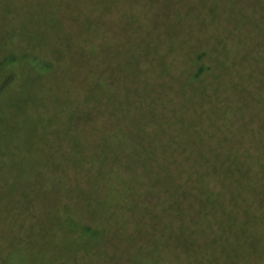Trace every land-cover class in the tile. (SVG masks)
<instances>
[{"label": "rangeland", "instance_id": "374dc122", "mask_svg": "<svg viewBox=\"0 0 264 264\" xmlns=\"http://www.w3.org/2000/svg\"><path fill=\"white\" fill-rule=\"evenodd\" d=\"M6 56L14 61L0 71V88L8 75L14 77L0 93V110L19 122L33 120L39 131L20 123L19 136H0V162L5 156L8 166L20 169L29 188L59 191L50 194L56 201L46 211L71 204L82 224L112 232L114 224L124 225L122 238L126 228L136 234L145 211L150 216L140 235L146 240L152 238L149 171L142 160L130 170L115 166L112 158L153 155L174 159L193 173L217 164L209 172L216 190L212 203L234 234L230 255L220 244H206L207 258L264 264V0H0V64ZM200 65L207 70L193 81ZM145 121L143 132L139 126ZM69 126L71 134L65 135ZM142 133L145 140L131 138ZM20 140L31 143L30 156ZM70 157L81 162L75 166ZM174 172L182 181L183 171ZM10 179L0 175L2 183ZM183 185L168 201L177 197L190 207L193 193ZM236 185L241 198L231 201L227 186ZM1 186L0 210L8 205ZM33 197L42 218L43 201ZM105 203L117 206L113 217L111 211L94 213ZM1 213L5 254L14 224H2ZM209 230L205 236L211 238L215 232ZM56 245L50 257L61 249ZM162 255L169 258L166 251ZM25 256L16 259L31 264ZM202 261L191 264L208 262Z\"/></svg>", "mask_w": 264, "mask_h": 264}, {"label": "trees", "instance_id": "16d2710c", "mask_svg": "<svg viewBox=\"0 0 264 264\" xmlns=\"http://www.w3.org/2000/svg\"><path fill=\"white\" fill-rule=\"evenodd\" d=\"M13 61V56H6L5 60L0 64V71L5 72L4 66ZM45 67L47 68V66ZM206 70L204 65H200L192 77L193 81L200 80ZM13 77V75H8L4 79L0 93L3 89L6 90V88L10 87ZM21 109H19V113L25 116L26 113ZM8 116H11V119L6 121ZM18 118L20 117L15 114H8L7 110H0V136L4 140L15 135H20L22 132L19 131L20 123L23 126H33L34 133L39 131L37 127L38 123L29 120L27 117H23V122H19ZM50 120L48 121L49 124L54 122L53 119ZM11 121L15 122V126L11 125ZM146 124V121L141 122L139 126L140 131L144 132L146 130L144 127ZM46 127L47 125H44V131ZM71 130L69 126L65 130V135L71 134ZM138 135L139 137L131 136V138H140L142 140L147 138V136H144V133ZM2 141L0 138V143ZM31 146V143L29 144L25 140H20V147L21 149L24 148L22 150L27 152L28 156H30L29 149ZM10 148L11 146L5 149L9 150ZM78 153L82 155L83 151ZM3 154L7 155L6 151ZM3 159H5V156ZM3 159L0 162V175H9L11 179L8 184L0 182L2 184L1 188L4 186L3 191L8 197L7 207H3L0 211L5 216L2 224L9 221V223L14 224L10 229L14 238L10 244L11 249L7 253L2 254L4 252L1 246L0 264H20L25 259L17 260L16 256L23 253L26 255L25 258L28 257L29 261L32 262L31 264H58V262L59 264H191L194 261L198 262L202 259V262H207L208 260L206 264H221L220 258H207L205 245L208 244L212 248L213 245L220 244L227 256L231 253V238L234 230L228 228L230 226L229 221L217 218L220 210L212 203L216 190L214 185L209 181V172L217 169V164L207 167L206 170L201 165L193 173L190 168H186L185 165L179 162L176 163L174 159L161 160L159 157L155 158L153 155L151 158H147L146 156H131L118 159L119 162L117 159L112 158L115 166H123L130 170L142 160L146 170L149 171L148 179L152 181V238H146L145 240L140 235V232L144 220L150 216L147 212H141L138 222H135L137 228L136 234L129 235L126 228L123 231L125 237L122 238L120 231L125 228L124 225L114 224L112 226L114 231L112 232L103 227L95 226L96 224H82L74 219V210H71V207L73 209L74 207L71 204H63L64 209L61 211H46L47 205L56 201L50 194L58 196L59 191L50 192L45 187L34 189L30 186L29 188V185L23 184L27 182H23L18 175L21 170L17 169L13 164L8 166L6 160ZM70 161L75 166L81 162L80 159L74 157H70ZM222 166H225L224 169L229 170V167H226L228 163L224 162ZM175 169L177 172L183 171L181 174L183 177L182 181L177 180L178 177L175 176ZM182 184H184L183 189L193 193L191 199L195 204L190 207L182 205L177 197H175L174 201H168L171 196L179 191ZM227 187L228 192L226 195L231 201H237L238 198H241V186L236 185L234 188ZM8 188L9 191L7 190ZM32 195H34L33 201L37 202L38 199L43 201L41 208L46 212L42 218L35 213L34 203L30 200V196ZM18 197L20 198L18 199ZM155 199L158 202H154ZM94 200L96 199L94 198ZM100 201L99 196V202H97L100 203ZM139 206L140 201L138 208ZM116 209L117 206L110 207V204L107 205L105 203L104 206L99 204V208L94 213L102 215L106 211H111V217H113L116 214L114 213ZM203 221L209 222L208 226H204ZM15 226H17V231ZM206 229H210L209 231L211 233L215 232V234L211 238L206 237ZM61 233H63L62 236H60ZM70 233H75L77 237L72 238L69 235ZM116 242H118L117 245L123 243L120 246H123V248L115 246L116 244L113 245ZM240 242L245 245L243 238L240 239ZM55 244L61 249L50 257L48 251L53 250ZM15 251L17 252L15 253ZM44 251L47 253L44 254ZM165 251L169 258L163 260L162 253Z\"/></svg>", "mask_w": 264, "mask_h": 264}]
</instances>
